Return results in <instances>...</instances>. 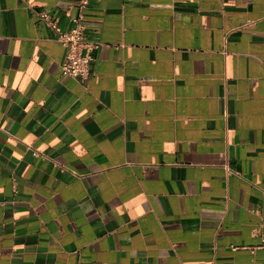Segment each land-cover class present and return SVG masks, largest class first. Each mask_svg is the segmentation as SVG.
I'll return each instance as SVG.
<instances>
[{"label": "crops", "instance_id": "crops-1", "mask_svg": "<svg viewBox=\"0 0 264 264\" xmlns=\"http://www.w3.org/2000/svg\"><path fill=\"white\" fill-rule=\"evenodd\" d=\"M80 3L0 0V264H264V0Z\"/></svg>", "mask_w": 264, "mask_h": 264}, {"label": "built area", "instance_id": "built-area-1", "mask_svg": "<svg viewBox=\"0 0 264 264\" xmlns=\"http://www.w3.org/2000/svg\"><path fill=\"white\" fill-rule=\"evenodd\" d=\"M89 0H81L80 8H86ZM38 20L44 21L53 37L66 48L64 59L61 63L63 76L86 79L90 76L91 66L94 60L93 52L99 48L100 42L91 40L87 36V27L82 22L84 13L71 18V26L63 28L58 17L49 11L37 13ZM228 173L233 170L228 164L225 165Z\"/></svg>", "mask_w": 264, "mask_h": 264}]
</instances>
